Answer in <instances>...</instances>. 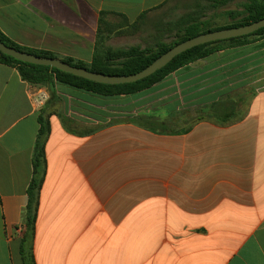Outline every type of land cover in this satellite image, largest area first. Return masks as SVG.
Segmentation results:
<instances>
[{
	"label": "crops",
	"instance_id": "1",
	"mask_svg": "<svg viewBox=\"0 0 264 264\" xmlns=\"http://www.w3.org/2000/svg\"><path fill=\"white\" fill-rule=\"evenodd\" d=\"M166 2L0 0V31L91 64L102 11L133 23ZM39 89L50 94L41 109ZM136 95L117 121H102L91 109L107 106L86 101L95 95L66 86L51 95L0 63V264H23L42 113L50 134L36 264H264V37Z\"/></svg>",
	"mask_w": 264,
	"mask_h": 264
},
{
	"label": "trees",
	"instance_id": "2",
	"mask_svg": "<svg viewBox=\"0 0 264 264\" xmlns=\"http://www.w3.org/2000/svg\"><path fill=\"white\" fill-rule=\"evenodd\" d=\"M169 1L173 0H168V2L152 10V12L140 14L133 23H130L124 15L102 11L99 17L95 49L91 64L76 62L71 58L61 60L71 66L85 68L90 72L98 74L130 76L143 71L170 49L191 38L209 32L246 26L264 18V0H244L241 4L242 9L240 12H227L232 18V21L226 25H217L211 20H207V14L209 11H215L225 7L234 0H176L178 4L167 14L165 20L153 21L150 13L162 9ZM178 9H184L185 11L182 14H177L176 10ZM112 15L120 17L121 21L118 23L111 22L109 18ZM143 27L155 29V35L149 37L146 47L132 46L128 49H113L106 45L111 34L115 32L120 33L125 28L141 30ZM252 37L263 38L264 28L240 38L216 41L195 47L176 57L166 67L157 71L155 74L134 83L120 85H106L92 82L52 67L25 63L1 52L0 63L16 67L24 81L32 85L47 87L51 95L57 92L58 86H66L99 97H121L136 95L147 91L180 68L206 59L221 50L244 46L250 43ZM168 38H172V40L167 42L166 39ZM0 39L4 44L18 51L40 57L58 59L53 53L20 46L7 38L1 31ZM145 120L146 118H144ZM38 121L40 127L33 153V174L27 190L25 231L21 244L23 264H36L33 255V242L36 233L40 193L45 181L47 169L45 148L50 134V121L45 113L39 116ZM152 130L157 131L155 128H152Z\"/></svg>",
	"mask_w": 264,
	"mask_h": 264
},
{
	"label": "water",
	"instance_id": "3",
	"mask_svg": "<svg viewBox=\"0 0 264 264\" xmlns=\"http://www.w3.org/2000/svg\"><path fill=\"white\" fill-rule=\"evenodd\" d=\"M263 28H264V18L246 26H242L238 28H229V29L209 32L206 34L196 36L183 43L176 45L168 52L160 56L158 59H156L151 65H149L143 71L130 76H111V75H104V74L90 72L85 68H78L71 66L70 64L66 63L61 59L40 57L26 52L18 51L15 48L9 47L6 44H4L1 39H0V52L25 63L52 67L59 71L69 73L74 76L92 82L106 84V85H120V84L134 83L155 74L157 71L166 67L176 57L195 47L208 44L211 42L240 38L243 36L253 34Z\"/></svg>",
	"mask_w": 264,
	"mask_h": 264
},
{
	"label": "rangeland",
	"instance_id": "4",
	"mask_svg": "<svg viewBox=\"0 0 264 264\" xmlns=\"http://www.w3.org/2000/svg\"><path fill=\"white\" fill-rule=\"evenodd\" d=\"M190 1V0H186ZM244 2V0H234L230 3H228L225 7L220 8L219 10L215 11H209L207 14V20H211L214 22V24L217 25H226L229 24L232 21V18L227 14V12H240L241 11V4ZM176 3V0H173L168 6H165L164 8L155 11L150 14V17L153 21H159V20H165L167 17V14L170 13L172 8L174 7ZM184 9H178L176 10L177 14L184 13ZM109 20L113 23H118L121 21V19L116 17H110ZM151 35H155V29L151 28L148 29L146 27L141 28V30H136L132 28H125L120 33L115 32L111 34L110 39L106 42V45L108 47H111L113 49H128L132 46H141L146 47L147 42L149 40V37ZM253 38V37H252ZM251 38V39H252ZM172 38L166 39L167 42H170ZM137 95H133L130 97H127L128 99H121V97H111V98H104V97H92L86 101H89L91 103H94L99 106H107L105 109H91V112H93V116L99 117L102 121L105 119L111 118V121H117L118 119L115 116V112L120 110H129L131 108L130 105L123 106L127 103H129L130 98H134ZM76 103H74L75 105ZM75 107V106H74Z\"/></svg>",
	"mask_w": 264,
	"mask_h": 264
},
{
	"label": "built area",
	"instance_id": "5",
	"mask_svg": "<svg viewBox=\"0 0 264 264\" xmlns=\"http://www.w3.org/2000/svg\"><path fill=\"white\" fill-rule=\"evenodd\" d=\"M37 108H43L50 99V94L42 89L37 90L33 96Z\"/></svg>",
	"mask_w": 264,
	"mask_h": 264
}]
</instances>
